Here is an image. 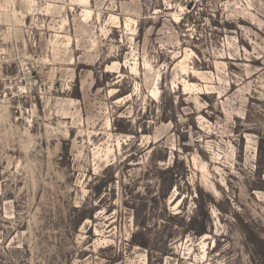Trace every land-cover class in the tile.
<instances>
[{
    "label": "rangeland",
    "instance_id": "1",
    "mask_svg": "<svg viewBox=\"0 0 264 264\" xmlns=\"http://www.w3.org/2000/svg\"><path fill=\"white\" fill-rule=\"evenodd\" d=\"M262 253L264 0H0V264Z\"/></svg>",
    "mask_w": 264,
    "mask_h": 264
},
{
    "label": "trees",
    "instance_id": "2",
    "mask_svg": "<svg viewBox=\"0 0 264 264\" xmlns=\"http://www.w3.org/2000/svg\"><path fill=\"white\" fill-rule=\"evenodd\" d=\"M190 7V8H189ZM188 8L190 10V14L193 13L194 9L191 8V4L188 5ZM190 15H186L183 17L182 21L180 22L181 25L185 24V20L187 18H189ZM152 26L151 22H141L138 25V38L139 40L143 39L145 31ZM228 29H234V24L232 23H226L225 25ZM157 27L159 28V26L157 25ZM101 74H103V76L106 78L105 80H102L99 78L98 75H96V84L94 86V88L98 89V88H103L105 87V83L108 82V79H112L114 77V75H111L110 73L106 72L104 73L103 71H101ZM79 81H77V88H76V93H75V97L76 99H81V95H80V91H79ZM130 93L129 90H123L120 89L117 93H116V99H120V98H124L125 96H127ZM162 101H161V107H162V122L165 123H169L172 122L174 124L178 123L177 120V106H176V102L175 100L171 97V98H167L165 91L163 90L162 93ZM121 122V120H120ZM117 126V125H115ZM118 132L122 133V134H131V129L129 127H121L120 129L118 128ZM146 223L145 222H137V227L139 228V230L135 233H133L132 235V241L131 244L136 245V246H141L143 248H149L150 247V239L147 238L146 234H145V229H146ZM205 232L202 231L200 234H204ZM252 241L258 246L259 249H261V246L258 245V241L256 239V237L252 236ZM262 256L264 258V253H262Z\"/></svg>",
    "mask_w": 264,
    "mask_h": 264
}]
</instances>
